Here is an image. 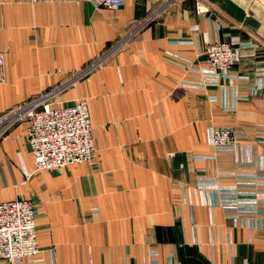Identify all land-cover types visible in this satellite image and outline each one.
Listing matches in <instances>:
<instances>
[{
    "label": "crops",
    "instance_id": "1",
    "mask_svg": "<svg viewBox=\"0 0 264 264\" xmlns=\"http://www.w3.org/2000/svg\"><path fill=\"white\" fill-rule=\"evenodd\" d=\"M162 3L0 0V118L53 91L85 99L96 152L34 172L26 118L0 124V201L35 207L40 253L20 264H264L259 73L236 65L221 86L183 84L205 71L215 21L221 40L255 42L264 6ZM214 126L238 147L211 146Z\"/></svg>",
    "mask_w": 264,
    "mask_h": 264
},
{
    "label": "built area",
    "instance_id": "2",
    "mask_svg": "<svg viewBox=\"0 0 264 264\" xmlns=\"http://www.w3.org/2000/svg\"><path fill=\"white\" fill-rule=\"evenodd\" d=\"M86 1L113 10H119L124 3V0ZM171 1L165 0L162 7ZM221 29L222 24L215 21L214 35L204 41L201 49L207 67L199 77L185 80V86L201 90L221 86L223 79L232 77L229 69L234 63L241 57H246L247 53L241 52V42L234 46V43L220 39ZM248 44L253 46L252 43ZM55 94L56 91H53L0 118V124L26 118V141L33 159L34 172L59 171L71 164L91 161L96 155L87 101L77 99L72 102H57L53 100ZM235 136L229 127L209 128V144L218 150L236 149L238 144ZM256 141L264 147L263 134L257 133ZM39 253L32 200L15 198L0 201V259L9 264H20L24 259L35 257Z\"/></svg>",
    "mask_w": 264,
    "mask_h": 264
},
{
    "label": "rangeland",
    "instance_id": "3",
    "mask_svg": "<svg viewBox=\"0 0 264 264\" xmlns=\"http://www.w3.org/2000/svg\"><path fill=\"white\" fill-rule=\"evenodd\" d=\"M165 0H163V3H164ZM197 2V1H196ZM162 3V4H163ZM200 3V2H199ZM199 3L197 2L196 3V8H200V5ZM257 4H260V6H264V0H257ZM171 4H168L166 6H163L162 7V10H165L168 6H170ZM161 10V11H162ZM158 14V13H157ZM245 15H249V14H245ZM262 19L264 20V13L262 14ZM242 43V42H241ZM248 43H252L253 46L249 45ZM248 43H242V47H241V52H245L246 49H249V48H252L253 50H251L252 52H249L251 53V56H255L256 57V67H254V64H251V63H244V58L245 57H241L240 60L236 61L234 63V65L230 68L232 69L234 66H238V65H243L245 66L246 68V71H258L260 72L259 73V83L260 85L259 86H255L253 87L254 90H252V92L250 94L253 95V93H257V91H260V95H263L264 94V29L258 31V33L256 34L255 36V42L254 41H249ZM234 46H236V44H234ZM251 46V47H250ZM247 53V54H249ZM254 57V58H255ZM260 65H259V64ZM229 69V71H230ZM249 69V70H248ZM258 69V70H257ZM201 75V74H200ZM199 75V76H200ZM199 76H196V77H199ZM195 78V77H194ZM244 78V77H243ZM242 78V80H244ZM193 79V78H192ZM58 93H56L54 96H53V100H57V95ZM223 128H226V127H223ZM233 130V129H232Z\"/></svg>",
    "mask_w": 264,
    "mask_h": 264
}]
</instances>
